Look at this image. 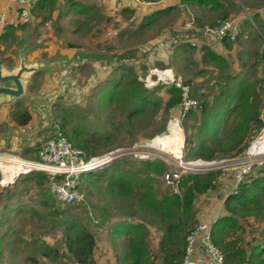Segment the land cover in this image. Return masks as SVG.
<instances>
[{
	"label": "rangeland",
	"instance_id": "1",
	"mask_svg": "<svg viewBox=\"0 0 264 264\" xmlns=\"http://www.w3.org/2000/svg\"><path fill=\"white\" fill-rule=\"evenodd\" d=\"M69 1L89 4L93 2V0H51L44 12L38 15L42 20L35 24L31 20L32 7L28 8L31 22L24 25L23 29L26 30L28 39L24 38L23 43H27L30 54L40 50L42 58L45 59L53 49L55 51L54 58L63 61L61 69H58L54 74L38 73L35 76L34 85L31 87L33 92L39 90L47 79L50 81H80L74 76L63 75L64 68L72 70L70 63L79 58L77 55L74 56V60H71L67 53L70 52V49L80 48L85 53L106 58L118 55V61L124 59L120 64L128 65L131 59L127 57H130L131 54L142 60H150V53H152V50L148 51L152 48L150 43L157 40L161 31L172 26L174 28L169 31V37L177 47H175L176 50L169 67L172 78L170 75L163 74L162 71L165 69L160 65L149 62L148 70L142 68L144 78L149 76L146 81H142L144 87L148 91H155L154 96L162 101V105L158 109L147 110L143 116L128 118L129 103L115 101L110 103L107 100H102L103 88L110 87L114 77L117 79L121 77V73H117L118 70H116L118 64L111 63L112 72L108 73L102 81H95V84L89 86L88 90L85 89L87 81L83 84L81 82L77 85L74 84L70 88L71 94L66 95L65 100L54 102L59 106L55 110L51 108V125L48 129V137L56 133L62 134V132L69 137H74V130H81L83 132L76 137V140L71 141V144L76 148L78 146V149L82 150L86 156L100 155L101 158L105 153L119 150H121L120 154L129 153L138 143L141 145L150 144L155 137L168 134L169 120L179 107L172 114L170 111L166 112L164 104L169 98L166 90L172 86L173 80L180 76L182 82H188L191 86L192 98L197 103L196 109L179 125L184 142L180 158L183 161L194 160L191 153L197 144L196 133L199 123L197 119L200 116L202 104H210L214 96L220 92L221 87L231 85L232 77L244 74L245 78L249 80L247 82L254 88V93L257 94L256 106L257 109H260L259 118L262 120V124H251L249 137L246 140V142L249 141V145L242 154L233 156L234 151L229 154H223L222 151L215 153L214 158L210 161H214L212 168L218 174L214 187L197 200L200 209L203 211V208H206L207 213H219L221 201L224 202L228 195L236 191L239 183L237 186L235 185L240 171L247 170L248 167L251 168L244 174L241 182L249 180L251 176L264 175V152L252 156L250 161L247 155L251 143L264 127V30L256 27L251 16L249 19L248 14H255L259 18V12L264 9V0H224L230 4V16L223 19H237L241 27L240 38L237 39L235 47L228 51L227 68L203 61L200 56L201 49L192 51L186 50L185 47H178L183 41L175 35L176 27L184 30L177 34L181 32L191 34L199 27L212 25L203 26L197 23L196 17L193 16L196 13L190 8L170 7L173 10L168 13L167 17L163 16L157 19L149 27L128 23L124 34L120 32L119 37L106 38L108 44L99 41L104 39L102 38L104 31L112 26L117 28V23L108 21L98 8L96 9L99 14L93 18L68 10ZM13 7L16 12V6L13 5ZM223 19H218L213 24ZM189 23H191L192 29L188 28ZM31 26H33L32 29H29ZM74 31H76L75 34ZM1 43H6V50L16 44L12 42L11 38L7 42ZM144 46L148 48V52L144 51L146 49ZM140 48V52L133 53L135 49ZM59 50L64 51L65 54L61 55ZM142 63L144 64V61ZM83 66L81 65L80 68ZM83 70L82 81L91 74L90 69ZM56 76L59 77L56 78ZM83 88L84 91H81L80 89ZM66 111L69 112L68 118L65 117ZM235 117V115H231L225 128L232 127L231 124ZM100 135L110 138L100 139ZM45 140L41 143L39 141L35 147L30 148L31 151L28 155L27 152L21 155L18 152L2 153L1 151L0 155L12 156L25 163L35 162L38 160L37 152ZM145 150H154L155 152L151 153L149 159L146 160L126 155L112 162L104 163L107 165L84 174H95L107 167L108 163L112 164L115 161L118 162L116 168L120 171L128 170L135 173L147 161H163L165 170L172 169L176 164V158L170 157L171 155L165 152L156 148H146ZM166 162L170 165H167ZM141 173L145 174V170L143 169ZM141 173L140 175L143 176ZM203 174L205 173L198 175ZM1 178L0 172V264H89L87 259L77 258L69 250V242L65 235V223L73 219H77L80 226L93 235L95 246L91 264H111L112 260L116 264L115 253L120 251L121 245L126 244L127 241L122 236L114 242L110 236V227L116 221L123 220L139 221L148 225L150 250L158 259L157 249L161 238L159 227L155 222L149 223L150 219L142 215L140 208L136 207L135 210L128 208L132 196L138 200L141 192L139 188L134 186L131 194L118 196L116 189L112 191L108 177L104 179L93 177L92 182H84V177L80 176L79 189L84 192L85 201L80 205L70 206L60 203L51 194L49 178L46 173L31 169L28 173L19 174L7 185L2 183ZM152 187L158 198L174 193L171 186L165 184L163 174L153 178ZM178 193H181L180 188H178ZM261 200L262 206L250 213L249 217L238 218L242 226V230L236 231V236L239 238L238 246L246 248L247 251L254 245L264 248V195ZM133 202L135 206L136 202L134 200ZM199 206L196 205L194 211ZM126 209H129L128 212ZM221 213L225 214L223 211ZM197 225L198 222L195 219L191 228ZM232 237L230 234L229 239ZM262 258L264 260V255Z\"/></svg>",
	"mask_w": 264,
	"mask_h": 264
},
{
	"label": "trees",
	"instance_id": "2",
	"mask_svg": "<svg viewBox=\"0 0 264 264\" xmlns=\"http://www.w3.org/2000/svg\"><path fill=\"white\" fill-rule=\"evenodd\" d=\"M179 2L184 6H209L214 10L222 7L219 0H179ZM77 5L83 8V14L90 18L99 14L94 6L70 3L71 8ZM171 10L173 8L153 12L140 26L152 25ZM250 16L255 26L264 30V23L258 16L255 14H250ZM177 35L181 37L182 32ZM180 39L183 42L178 45L179 48L185 47L186 50H194L188 40H185L184 37ZM231 44L223 40L220 45L229 48ZM216 48L217 46L204 45L202 47L203 61L227 68V61L215 53L214 49ZM127 58L131 59L132 57L128 56ZM116 70H118L117 73H121V77L119 79L114 77L110 87L103 88L102 100H107L110 103L112 101L129 103L128 118L143 116L147 110L158 109L162 105V101L154 96L155 91H148L144 87L140 76L137 75L133 67L121 64L116 67ZM247 81L249 80L245 78L244 74L235 75L231 78V85L221 87L220 92L214 96L210 104H202L200 116L197 119L199 122L196 133L197 144L191 153L193 159L210 161L217 151H222L223 154L234 151L233 156H238L248 147L249 141L246 142V140L249 137L251 124H262V120L259 118L260 109H257L256 106L257 94L254 93V88ZM185 83L188 84V82ZM166 92L169 98L164 104V109L166 112L176 110L182 100L181 91L170 86ZM58 106L57 103H54L52 109L55 110ZM231 115L236 116L231 124L234 128H225ZM65 117H69L68 111H66ZM11 119L19 126H25L31 121V114L24 107L22 101L16 102L11 111ZM82 132L76 129L73 132L74 137H69L63 132L62 135L71 143ZM106 138L110 137L100 135V139ZM77 148L79 147L77 146ZM117 164L118 162L115 161L95 174H83L81 177H84V182H92L93 177L99 179L108 177L112 191L116 189L118 196L131 194L134 186L139 188L141 192L138 200L132 196L135 202L137 200L136 205L134 206L135 203L131 199L128 208L134 210L136 207L140 208L142 215L150 219L149 223L155 222L159 227L161 238L158 243L157 259L150 250L147 224L130 220L116 221L110 227L112 240L115 242L124 236L127 241L126 244L121 245V250L115 253L116 264H182L187 246L186 239L195 228H191L196 217L195 199L214 187L218 172L211 171L203 175L188 174L179 183L181 193H170L158 198L153 192L152 181L155 176H160L165 172L163 161H147L143 163V167H139L137 173L128 170L122 172L116 168ZM143 169L145 174L141 173ZM263 195L264 175L251 176L249 180L240 182L236 191L224 200L223 211L225 214L211 225L209 231V240L220 251L223 264H264L262 258L264 248L254 245L247 251L246 248L238 246L239 238L236 236V231L242 230L238 218L249 217L250 213L260 208ZM129 209L126 211L128 212ZM65 225L69 250L75 257L87 259L91 264L95 246L92 233L81 227L77 219L67 221ZM230 234L233 236L231 239H229Z\"/></svg>",
	"mask_w": 264,
	"mask_h": 264
},
{
	"label": "crops",
	"instance_id": "3",
	"mask_svg": "<svg viewBox=\"0 0 264 264\" xmlns=\"http://www.w3.org/2000/svg\"><path fill=\"white\" fill-rule=\"evenodd\" d=\"M145 2H149L150 5L142 6L135 3V0H93V2L84 3L78 1H69L68 2V10L75 11L77 13L83 14V8L79 5L74 6L73 8L70 7V3L75 2L76 4L81 3L84 5L94 6L98 8L99 12L108 19L112 23H117V28L113 26L109 29L104 31L103 37L101 39L102 43H108L107 37H119V33L123 32L128 28V23L131 24H139L141 25L147 17L158 10H165L170 7H178L180 9L183 8H190V10L194 11L196 14L193 15L197 19V23L201 25H211L215 23L218 19H223L224 16H230V4L226 3L224 0H219L222 7L218 10L211 9L209 6H197V5H180L179 0H142ZM48 2V4H47ZM51 0H35L34 4L31 8L32 14V23L40 22L42 20L38 17L39 14H42L46 7L50 5ZM0 9H2L6 13V21L5 24L0 25V73L3 77L5 76H12L16 75L20 69V67L25 65H35L39 66L41 69L30 75L29 77L26 76L25 81H22L24 84L23 87V94L18 98H9L5 95H0V151L2 153L8 152H18L21 155L26 153L27 155L30 153V148L35 147L37 143L40 141H44V138H49L47 133L49 132V128L51 125V108L54 102H61L63 100H56L55 98L61 95V91L63 90L62 84L67 87V91L64 94L70 95V83L73 81H47L43 82V86L40 87L39 90L33 92L31 87L34 85L33 79L37 76L38 73L44 74H54L58 69H61L62 60L58 58H54L55 51L53 49L50 50V54L44 59L42 58L41 51H35L34 53L30 54L27 43H23V39L27 38L26 30H24V25L20 24L17 19L15 8L13 4L9 3L7 0H0ZM166 17L168 14L165 15ZM163 17V16H162ZM161 18V17H160ZM259 19L264 23V9L259 12ZM157 21V20H156ZM154 24V23H153ZM152 24V25H153ZM138 25V26H139ZM150 25V26H152ZM111 26V25H110ZM31 26L29 29H32ZM149 27V26H147ZM173 29L174 26L170 27L169 29L163 30L159 33L157 40L152 42V48L148 51L152 50L150 61L142 60L137 56L131 54L130 57V64L129 66L133 67L137 75L140 76L142 81H146L149 76L144 78L143 74V67L149 69L150 63H154L156 65H160L165 71H162L164 75H170V61L175 53V44L170 38V30ZM182 28L176 27L174 29L175 35L178 32L182 31ZM77 31V30H76ZM74 31V34L76 33ZM30 35V34H28ZM188 35V34H187ZM94 36V35H92ZM184 37V35H183ZM11 38L13 43H16L9 50H6V43H1L3 41H8ZM185 38V37H184ZM28 39V38H27ZM92 42H94L92 40ZM156 43V45H154ZM109 44V43H108ZM204 45H208L203 41H199L198 45L194 47V50L201 49L200 56L203 55L202 47ZM235 43L231 44L229 48L223 47V45H211L217 46L215 53L227 59L228 51L235 47ZM233 46V47H232ZM144 51H147V47ZM140 49H135L133 53L140 52ZM147 51V52H148ZM60 54H65L64 51H60ZM89 52V51H87ZM70 56V59H74V56H79V58L75 59L74 61H79L82 57V53H85L83 49L75 48L70 49V52H67ZM93 54V53H92ZM120 54V53H118ZM118 56V55H117ZM104 57V56H103ZM145 57V56H144ZM96 61L91 63H86L82 68L77 71H72L71 76L75 77L77 80L78 78L80 81L74 82L77 85L79 82L83 84L89 76L94 75L96 81H102L108 73H111V63L118 64L115 60L112 61H104L103 58L99 61V55H96ZM154 60V61H153ZM73 61V62H74ZM144 61V64L142 63ZM153 61V62H152ZM108 64V65H106ZM111 65V66H110ZM127 65V64H126ZM152 65V64H151ZM119 66V64H118ZM87 68L90 69L91 74L85 77L84 81L81 80V73L84 71L83 69ZM160 68V69H162ZM157 69V68H156ZM158 70V69H157ZM155 71V70H154ZM167 72V73H166ZM54 76V75H53ZM171 76V75H170ZM59 76H56V78ZM62 79V77H60ZM172 78V76L170 77ZM89 82V81H88ZM95 82V81H94ZM95 84V83H94ZM8 87L11 89H15L14 85L10 82L7 83H0V87ZM87 83L85 84V89L88 90ZM84 91L83 89H80ZM70 93V94H69ZM67 98V97H66ZM17 101H22L24 103V107L30 112L31 114V121L25 126H19L11 119V111L13 110ZM176 110H171L170 113H174ZM178 112V110H177ZM176 112V113H177ZM175 113V114H176ZM173 114V115H175ZM47 135V136H46ZM46 136V137H45ZM44 139V140H43ZM40 144L38 145V147ZM207 194V193H206ZM204 196V195H202ZM202 196H198L195 199L194 207L196 205L199 206L198 201ZM225 200V199H224ZM197 202V203H196ZM219 213H207L206 208H203V211L200 209V206L197 210H195L196 217L195 219L198 222V225L206 224L211 227V225L222 215L221 211H223V201H221ZM224 212V211H223ZM206 235L200 234L194 243V251L192 254V261L194 264H216L214 259L212 258L211 254L208 252L207 245H206ZM113 263V260L111 262Z\"/></svg>",
	"mask_w": 264,
	"mask_h": 264
},
{
	"label": "built area",
	"instance_id": "4",
	"mask_svg": "<svg viewBox=\"0 0 264 264\" xmlns=\"http://www.w3.org/2000/svg\"><path fill=\"white\" fill-rule=\"evenodd\" d=\"M7 1L16 6V16L20 24L26 25L31 22L28 8L33 6L35 0ZM135 3L142 6L150 5L149 2L142 0H135ZM6 18V13L0 9V25L5 24ZM188 25V28L192 29V27H190L191 23ZM240 33L241 27L238 20L228 18L218 21L213 26L199 27L196 31H194V33L188 35L183 34L182 32L181 37L184 35V39L188 40L192 47H196L199 41H203L208 45H220L221 41L226 40L227 42L233 44L236 43ZM182 81V78L177 76L172 83V86L181 91L182 100L178 106L179 108L177 107L178 112L169 120L168 127L171 124H175L179 127L181 121H183V119H185L197 107L196 101L192 98L191 86ZM263 130L264 127L256 139L262 137L261 135H263ZM256 139L254 141H256ZM146 148L154 149L150 144L144 143L141 145L138 143L133 146L132 151L129 153L120 154L121 150H119L107 154L105 153V155H103L104 157L102 156V158L99 157L100 155L88 157L83 154L82 150L73 146L61 133H56L41 144L37 152L38 160L28 164L31 165L29 170L32 169L38 172L46 173L48 175L50 192L60 203L73 206L80 205L85 201V194L79 189V178L82 174L99 169L107 165L104 163L112 162L113 160L120 159V157L126 155H132L134 158L143 160L149 159L151 153L155 151H146ZM251 158L252 157L248 156L249 161ZM166 163L167 165H170V163ZM109 164L110 163H108V165ZM213 164L214 161H207L203 159L183 161L179 157V159H176V164L172 167V169L165 170L163 173V180L166 185L171 186L174 193L179 194V183L184 176L188 174H194L195 172H211L214 170L212 168ZM250 170L251 168L248 167L247 170H242L239 172L238 180L235 186L241 182L244 174ZM209 231V225L201 224L197 225L194 230L189 233L186 239L187 246L182 264H194L191 257L194 251L195 240L200 234L206 235L207 249L214 261L217 264H223L220 251L214 247L209 240Z\"/></svg>",
	"mask_w": 264,
	"mask_h": 264
},
{
	"label": "bare ground",
	"instance_id": "5",
	"mask_svg": "<svg viewBox=\"0 0 264 264\" xmlns=\"http://www.w3.org/2000/svg\"><path fill=\"white\" fill-rule=\"evenodd\" d=\"M261 136L252 143L247 153L248 156L252 157L264 152V130ZM183 143L181 128L175 124H171L168 127V134L155 137L150 145L152 148L171 155L170 157L173 156L179 159ZM30 168V164L22 162L15 157L0 155V172L4 185L9 184L19 174L28 173Z\"/></svg>",
	"mask_w": 264,
	"mask_h": 264
},
{
	"label": "water",
	"instance_id": "6",
	"mask_svg": "<svg viewBox=\"0 0 264 264\" xmlns=\"http://www.w3.org/2000/svg\"><path fill=\"white\" fill-rule=\"evenodd\" d=\"M248 17L250 19V14H248ZM82 57L79 59V61H72V63H70V68L72 70H68L66 68H64L63 70V75L64 76H69L71 77V74H72V71H77L80 69V66L81 65H85L86 63H91V62H95L97 59H96V55H91V54H88V53H82ZM101 58L104 59V61H112V60H115L116 62H118L119 65L120 62H122L124 59H120V61H118V56H110L108 58L106 57H103V56H100L99 57V61H103L101 60ZM74 60V59H72ZM108 65V64H106ZM41 68L39 66H35V65H25L23 64L18 73L16 75H12V76H5L3 77L0 73V83H7V82H10L14 85L15 89H11V88H8V87H4V86H1L0 87V95H5L7 97H11V98H18L20 97L22 94H23V87H24V84L22 81H25L26 79V76H30L36 72H38ZM89 81V82H88ZM95 80V77L94 75H91L88 79H87V85L88 86H91L93 83H94ZM76 81H73V83L71 82L70 83V88L72 87V85H74ZM64 85H67V84H64ZM62 84V88L63 90L61 91V95L57 98H55L56 100H65L66 99V96L64 97V94L66 93L67 91V87L64 86ZM70 91V90H69ZM194 174L198 175L199 172H195Z\"/></svg>",
	"mask_w": 264,
	"mask_h": 264
}]
</instances>
